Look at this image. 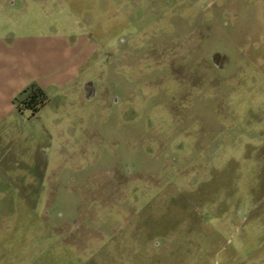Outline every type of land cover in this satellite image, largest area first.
<instances>
[{
  "label": "rangeland",
  "instance_id": "obj_1",
  "mask_svg": "<svg viewBox=\"0 0 264 264\" xmlns=\"http://www.w3.org/2000/svg\"><path fill=\"white\" fill-rule=\"evenodd\" d=\"M0 223V264H264V0H0Z\"/></svg>",
  "mask_w": 264,
  "mask_h": 264
},
{
  "label": "flooded vegetation",
  "instance_id": "obj_2",
  "mask_svg": "<svg viewBox=\"0 0 264 264\" xmlns=\"http://www.w3.org/2000/svg\"><path fill=\"white\" fill-rule=\"evenodd\" d=\"M211 60L217 69L224 70L226 66L229 64V54L227 51L224 50H215L211 53ZM83 94L86 98H92L96 96L97 91L96 88H94V85H92V82L87 80L82 85ZM44 95L46 93L43 91L42 88L37 87L31 89V92H29L24 99V102L32 108L33 111H35L37 108L40 109V104L44 100ZM70 205H64V206H57V207H47L46 216L49 217L51 215L56 216V220L51 222L53 226L57 229L59 232V235H61L62 238H67L69 234V230L74 228L75 225L77 226L78 221L76 220V217L74 215V211L69 212ZM54 213V214H53ZM1 225V223H0Z\"/></svg>",
  "mask_w": 264,
  "mask_h": 264
},
{
  "label": "trees",
  "instance_id": "obj_3",
  "mask_svg": "<svg viewBox=\"0 0 264 264\" xmlns=\"http://www.w3.org/2000/svg\"><path fill=\"white\" fill-rule=\"evenodd\" d=\"M46 101H47V96L44 95V100H43V102H41L42 104H40L41 105L40 107H42L46 103ZM38 110H39V108H37L35 111H38Z\"/></svg>",
  "mask_w": 264,
  "mask_h": 264
},
{
  "label": "water",
  "instance_id": "obj_4",
  "mask_svg": "<svg viewBox=\"0 0 264 264\" xmlns=\"http://www.w3.org/2000/svg\"><path fill=\"white\" fill-rule=\"evenodd\" d=\"M92 85H93V83H92Z\"/></svg>",
  "mask_w": 264,
  "mask_h": 264
}]
</instances>
